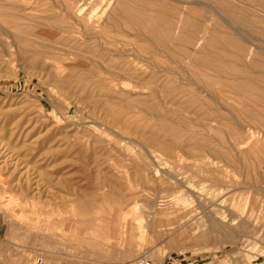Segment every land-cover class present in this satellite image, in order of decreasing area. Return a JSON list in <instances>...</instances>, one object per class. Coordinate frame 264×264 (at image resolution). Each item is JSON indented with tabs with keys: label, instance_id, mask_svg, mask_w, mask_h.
<instances>
[{
	"label": "rangeland",
	"instance_id": "1",
	"mask_svg": "<svg viewBox=\"0 0 264 264\" xmlns=\"http://www.w3.org/2000/svg\"><path fill=\"white\" fill-rule=\"evenodd\" d=\"M235 1L245 14L242 21L206 13L204 8L219 11L211 3L197 20L212 23L208 35L215 41L230 35L240 52L211 46L199 64L192 63L194 50L172 62L165 53L154 54L158 49L147 50L155 43L135 37L126 22H119L120 29L114 15L99 19L104 0H0V7L15 5L0 8V28L7 30V35L0 30V264H137L140 257L159 264H264V1ZM77 6L83 13L79 22ZM2 10L8 11L3 18ZM92 13L98 50L103 45L121 50L123 60L135 59L146 79L157 75L140 86L146 102L136 104L138 92L132 91L95 108L116 82L97 86L75 78L88 67L75 59L71 46L75 32L92 23ZM32 28L45 36H33ZM27 35L37 42H23ZM39 41H50L53 53L37 51ZM254 58L257 67L250 66ZM167 67L175 73H166ZM167 78L181 92L175 102L165 91L148 97ZM205 83L207 92L199 89ZM126 102L132 109L121 106ZM144 103H156L159 116L141 110Z\"/></svg>",
	"mask_w": 264,
	"mask_h": 264
},
{
	"label": "bare ground",
	"instance_id": "2",
	"mask_svg": "<svg viewBox=\"0 0 264 264\" xmlns=\"http://www.w3.org/2000/svg\"><path fill=\"white\" fill-rule=\"evenodd\" d=\"M2 1V0H1ZM105 1V3L103 4V6H101V10L99 11L100 13H98L97 15L99 16V19L101 18H112V15H114L115 17H116V20L114 19V18H112V19H114V25H116V26H118V28H119V25H121V24H119V22L121 23L122 21H124V22H126L127 24H129L131 27H132V29H131V27H130V30H132L131 32L132 33H134L135 34V37L136 36H138L139 37V35L140 36H142L143 37V39L146 41H152V42H154L155 43V46H156V48L155 47H151V46H149V45H147L146 46V48H148L147 50H149V51H152V52H155V49H158V51L159 52H155L154 54H156V53H158L157 55L159 56V55H161V54H167V57L169 56V58H171V61L173 62V60L172 59H174V58H176V55H178V54H182V56L183 57H186V58H189V57H191L190 56V50H194L196 53H195V55L196 56H193L192 57V63L193 62H196V63H203V58L207 55V53H206V55L204 54L203 55V52L207 49V48H212V47H216V48H221L220 49V51L223 49V48H226V49H239V52H240V49L242 48L241 46H240V44L238 45V44H236V40L235 41H233L232 39H230L229 38V36L226 34V33H224V34H226L228 37H225L224 35H222V36H220L219 38H218V41H215V40H213L211 37L209 38V35H208V32L209 33H212V28H211V26H210V24H212V23H210V22H208L207 20H205L204 22L203 21H201V23L203 22V24H201V25H199V22L200 21H198V20H203V19H201V18H199L201 15H202V12H203V8L205 7V6H207V5H209V3H211V4H215L216 6H218L220 9H219V11H217V10H214V9H212V10H210V11H208V10H206L205 8H204V11L206 12V13H208V12H210L213 16H220V14L222 13H224V14H226V15H228V16H230V19L232 18L233 20H238V21H242L243 19H245V17H244V15L243 14H241L238 10H237V4L235 5L234 3L236 2L235 0V2L233 3V2H231V0L229 1V0H173V2H172V4L171 5H166L168 2H166V0H104ZM170 1H172V0H170ZM242 1V0H241ZM257 1H259V0H257ZM262 1V0H261ZM264 1V0H263ZM243 2V1H242ZM245 2V1H244ZM248 2V1H247ZM260 2V1H259ZM63 3V2H62ZM80 4H81V2H79ZM171 3V2H170ZM169 3V4H170ZM262 2H260V3H258V4H261ZM4 5L6 4V3H3ZM76 4V3H75ZM101 4V3H100ZM244 4V3H243ZM246 4H250L249 2L248 3H246ZM252 4H253V2H252ZM252 4H251V6H252ZM256 4V3H255ZM13 5V4H12ZM12 5H10V6H12ZM79 5V4H78ZM194 5H197V6H199V8L198 7H193ZM240 5V4H239ZM257 5V4H256ZM256 5H253V6H256ZM262 5H264V4H262ZM6 6H7V4H6ZM6 6L5 7H3V5H2V7H0V8H6ZM10 6H7V7H10ZM252 6V7H253ZM258 6V5H257ZM13 7H15V5H13ZM242 7V6H241ZM247 7V6H246ZM259 7H260V5H259ZM262 7V6H261ZM264 7V6H263ZM262 7V8H263ZM72 8V7H71ZM70 8V9H71ZM76 8V7H75ZM75 8H73V9H75ZM212 8V7H211ZM248 8V7H247ZM251 8V7H250ZM256 8V7H255ZM258 8V7H257ZM10 9V8H9ZM245 9V8H244ZM249 9V8H248ZM254 9V8H253ZM1 10V9H0ZM5 10V9H4ZM4 10H2L3 12H1V17H2V14H5V13H7V12H5L4 13ZM13 9H11V11H12ZM19 10H21L22 11V9H19ZM251 10V9H250ZM257 10V9H256ZM261 10V9H260ZM11 11H9V13L11 12ZM65 11V10H64ZM68 12H69V9L67 10ZM167 11H170V13H171V16L169 17V18H167V16H166V12ZM247 11H249V10H247ZM67 12V13H68ZM72 12V11H71ZM256 12V11H255ZM263 11L261 10V13H262ZM12 13H14V12H12ZM18 13V12H17ZM22 13V12H21ZM25 13V12H24ZM23 13V14H24ZM70 13V12H69ZM97 13V12H96ZM169 13V12H168ZM244 13V12H243ZM250 13H251V11H250ZM257 13H259L258 11H257ZM20 14V13H19ZM53 14V13H52ZM71 14V13H70ZM83 15V13H82V6H77V8L75 9V15H76V20H77V22H79L80 20H81V18L79 17L80 15ZM95 13H92V15H91V19L90 20H92V23H90V24H88V25H86L85 26V31H80V30H77V32H75V34H76V36H74V40H75V42L73 43L74 45V47L73 46H71L72 44H70V39L68 38V37H65L66 35H61V37L60 38H63L62 39V42L64 43V42H67V44H68V42H69V44H70V46L72 47V48H75L74 49V51H73V49H71V47L70 46H68L67 45V47H70V49L72 50H70V52H74L73 54H74V57H75V59L76 60H78V61H84L85 62V64L87 65V67L88 68H85V69H83V70H81V71H79L78 73H76V76H75V78H77V79H83V80H89V81H91L93 84H95V85H107V84H111V85H114V83L116 82V84L114 85V87L112 88V87H110L109 88V90H107L106 91V93H103L102 95L100 94V96L103 98V100H106L105 101V103L103 104H101V106L100 107H98L97 105H95L94 107L95 108H100V109H104V107L105 106H103V105H105V104H107V102H109V100H113V101H115V98H118V100H122L123 98H126L127 96H129V94L131 95V93H132V91L133 92H138V94H136L137 96L135 97L136 98V100H135V102H136V104H137V102L140 100V99H142L140 102H143V101H145L146 102V98L145 97H142L141 95H142V93H141V88H140V86L142 85H144V83H147V82H150V80L152 81V79H155L156 78V76L157 75H154V74H151V75H149V76H147L148 78L146 79V77L143 75V74H145V73H143V71H142V69L140 68V67H138L136 64H134V61H135V59H132L131 61H127V59L126 60H123V59H125L121 54H123V52L121 51V50H119V51H117V49H114V50H111V49H109V48H107L108 46L105 44V46H107V47H104V45H103V49H100V50H98L97 49V47H96V44L95 43H97L96 41L98 40L97 38L99 37V35H98V33L97 32H95V31H93L95 28H97L98 27V25H97V23H95L93 20H94V18L96 17L95 15H94ZM248 14V13H247ZM6 15V14H5ZM25 15V14H24ZM49 15H50V13H49ZM72 15H74L73 13H72ZM74 15V16H75ZM225 15V16H226ZM256 15V14H255ZM261 15V14H260ZM10 16V15H9ZM18 16V15H17ZM111 16V17H110ZM7 17L8 16H6V19H7ZM14 17V16H13ZM20 17V16H19ZM21 17H23V15H21ZM26 17V16H25ZM27 17H28V15H27ZM27 17H26V19H27ZM32 17V16H31ZM67 17H70V16H68L67 15ZM203 17V16H202ZM3 18V17H2ZM9 18V17H8ZM15 18V17H14ZM24 18V17H23ZM50 19H52L53 18V16L52 17H49ZM48 18V19H49ZM258 18H259V15H258ZM263 18V17H262ZM5 19V20H6ZM10 19H12V18H10ZM25 19V18H24ZM25 19V20H26ZM74 19V18H73ZM198 19V20H197ZM9 20V19H8ZM30 20V19H29ZM53 20V19H52ZM83 20V19H82ZM247 21H248V19H246ZM28 21V20H27ZM74 22H75V20H73ZM72 21V22H73ZM198 21V22H197ZM246 21V22H247ZM3 22V21H2ZM15 22V21H14ZM86 22V21H85ZM104 22H106V21H102V23H104ZM251 22V21H250ZM28 23H30V22H28ZM27 23V24H28ZM64 23V22H63ZM106 23H108V22H106ZM111 23H112V21L110 22V25H111ZM263 23V22H262ZM4 24H6V21H5V23ZM8 24V23H7ZM13 24V23H12ZM17 24H19V23H17ZM48 24V22L47 23H45V25H47ZM53 24V23H52ZM69 24V23H68ZM70 24H71V22H70ZM248 24V23H247ZM8 25H10V21H9V24ZM7 25V26H8ZM14 25V24H13ZM24 25V24H23ZM23 25H20V26H18V28H20V27H22ZM78 25V24H77ZM102 25V24H101ZM101 25H99V27H101ZM104 26H105V24H103ZM110 25H109V27H110ZM241 25V24H240ZM245 25V24H244ZM6 26V25H5ZM6 26V27H7ZM37 25H35L34 27H36ZM52 26H54V25H52ZM62 26H65L64 24L62 25ZM61 25L59 26V27H61L62 29L64 28L65 29V27H62ZM67 26V25H66ZM80 26V25H79ZM82 26V25H81ZM113 26V25H112ZM238 26V25H237ZM257 26V25H256ZM1 27V26H0ZM11 27V26H10ZM17 27V26H16ZM31 27V26H30ZM29 27V28H30ZM33 27V26H32ZM49 27H51L50 25H49ZM67 27H69V26H67ZM115 27V26H114ZM128 27V28H129ZM244 27V26H243ZM248 27V26H247ZM251 27V26H250ZM13 28H15L14 26H13ZM53 28V27H52ZM56 28V27H55ZM61 28H60V31H61ZM70 28V27H69ZM68 28V29H69ZM81 28H83V26L81 27ZM111 28V27H110ZM113 28V27H112ZM122 28V25H121V27H120V29ZM128 28H126V29H128ZM217 28L218 27H216L215 29L217 30ZM234 28V27H233ZM254 28V27H253ZM10 29V28H9ZM28 29V28H27ZM27 29H23L24 31L25 30H27ZM33 30H34V28H32ZM43 29V28H42ZM64 29H63V31H64ZM91 29V30H90ZM214 29V30H215ZM0 30H1V28H0ZM6 29H2L1 30V32L3 33V34H5V35H7V30L5 31ZM21 31H19V32H21V33H24L25 34V32L22 30V28L20 29ZM41 30V29H40ZM56 30V29H55ZM54 30V31H55ZM114 30H115V28H114ZM129 30V31H130ZM15 31V30H14ZM23 31V32H22ZM27 31H30L31 32V29L30 30H27ZM26 31V32H27ZM237 31V30H236ZM19 32H18V34H19ZM33 32V31H32ZM47 32V31H46ZM58 32V31H57ZM65 32V31H64ZM118 32V31H117ZM222 32V31H221ZM37 33H39L38 35H40L41 37H39V38H42V35H44L43 33H40L39 32V30L37 31L36 30V32H35V30H34V35L33 36H35V34L37 35ZM59 33V32H58ZM62 33V32H61ZM67 33H69V32H67ZM71 33V32H70ZM69 33V34H70ZM219 33V32H218ZM30 34V33H29ZM46 34V33H45ZM52 34V33H51ZM64 34V33H63ZM66 34V33H65ZM215 34V33H214ZM217 34V33H216ZM223 34V33H222ZM13 35V34H12ZM37 35V36H38ZM213 35V34H212ZM28 36V35H27ZM27 36H25V37H27ZM30 36V35H29ZM29 36H28V39L26 40V38H24V37H22V38H24V39H21L23 42H25V43H30V42H37L35 39H31L30 38V40H33V41H30L29 40ZM45 36V35H44ZM19 37V36H18ZM57 37H59V35L57 36ZM142 37H140L141 39H142ZM225 37V38H224ZM246 37V36H245ZM53 38H55V37H53ZM44 39H46V38H44ZM48 39H51L50 37L48 38ZM87 39V40H86ZM215 39H216V37H215ZM234 39V38H233ZM13 40V39H12ZM16 40V39H15ZM39 40V39H38ZM57 40V39H56ZM55 40V41H56ZM61 40V39H60ZM69 40V41H68ZM73 40V41H74ZM90 40H92L91 42H90ZM243 40V39H242ZM18 41V40H17ZM51 41V40H50ZM49 41V42H50ZM72 41V42H73ZM112 41V40H111ZM240 41V40H239ZM13 42H15L14 40H13ZM41 42H42V44H41ZM49 42H48V44L46 43V41H45V44L43 43V41H39L38 43H40V44H36L37 46H35L36 47V50L38 51V50H40V49H38V48H40V47H42L43 49H41L42 51H44L45 53H53L51 50H50V48H51V45H49ZM60 42V41H59ZM89 42H90V44H89ZM139 42V41H138ZM57 43V42H56ZM63 43H61L62 45H63ZM91 43H93V44H91ZM104 43V42H103ZM151 43V42H150ZM237 43H239L238 41H237ZM241 43H243L242 41H241ZM249 43V42H248ZM32 44V46H33V44L34 43H31ZM60 44V43H59ZM146 44V43H145ZM244 44V43H243ZM62 45H61V47H62ZM99 45V44H98ZM20 46H22V45H20ZM212 46V47H211ZM34 47V46H33ZM35 47H34V49H35ZM52 47H54V45L52 46ZM56 47V46H55ZM66 47V46H65ZM244 47V46H243ZM246 47V46H245ZM244 47V48H245ZM87 48H89V49H87ZM142 48H144V46H142ZM243 48V49H244ZM52 49V48H51ZM59 49V48H58ZM84 49H86V50H84ZM213 49V48H212ZM226 49H224V51H226ZM52 50H54V49H52ZM217 50V49H216ZM61 51H63V49L61 50ZM68 51V50H67ZM122 53H121V52ZM207 51H208V49H207ZM210 51H211V49H210ZM223 51V50H222ZM40 52V51H39ZM59 52V51H58ZM121 54H120V53ZM151 52V53H152ZM162 52V53H161ZM189 52V53H188ZM192 52V51H191ZM213 52H214V50H213ZM216 52V51H215ZM218 52V51H217ZM229 52H230V50H229ZM236 52V51H235ZM64 53V52H63ZM142 53H145V52H142ZM222 53V52H221ZM244 53V52H243ZM252 53H254V52H252ZM41 54V53H40ZM117 54H119L120 56H118ZM126 53H124L123 55H125ZM164 54V55H165ZM217 54V53H216ZM225 54V53H224ZM227 54V53H226ZM233 54V53H232ZM249 54V53H248ZM38 55V54H37ZM42 55V54H41ZM61 55V54H60ZM141 55H143V54H141ZM146 55H149V54H147L146 53ZM146 55L144 56V57H146ZM157 55H156V57H157ZM194 55V54H193ZM209 55V54H208ZM236 55H238V54H236ZM252 55V54H251ZM44 56V55H43ZM65 56V55H64ZM63 56V57H64ZM127 56V55H126ZM210 56V55H209ZM209 56H207V57H209ZM240 56V55H239ZM243 56V55H242ZM46 57H47V55H46ZM51 57V56H50ZM53 57H54V55H53ZM52 57V58H53ZM60 57V56H59ZM73 57V56H72ZM120 57H123V58H120ZM128 57H129V52H128ZM140 57V56H139ZM148 57H150V56H148ZM155 57V58H156ZM162 57V56H161ZM161 57L159 58V59H161ZM180 57V56H179ZM246 57V56H245ZM56 58V57H55ZM163 58V57H162ZM177 58H178V56H177ZM212 59H213V57H211ZM237 59L238 58H240V57H236ZM246 58H248V55H247V57ZM47 60H48V58H46ZM67 59H69L70 60V58L68 57V58H66L65 60H67ZM130 59V58H129ZM143 59V58H142ZM185 59V58H184ZM183 59V60H184ZM210 59V58H209ZM212 59H211V61H212ZM252 59V58H251ZM255 59V58H254ZM53 60V59H52ZM73 60V59H72ZM75 60V61H76ZM162 60V59H161ZM206 60H208V59H206ZM231 61H232V59H230ZM241 61H243L242 60V58L240 59ZM248 60V59H247ZM62 61V60H61ZM61 61H60V63H61ZM75 61H73V62H75ZM146 61V60H145ZM163 61H165V63L167 64V63H169V62H166V60H163ZM170 61V60H169ZM176 61V60H175ZM210 61V60H209ZM246 61V60H245ZM68 62V60L67 61H65V63H67ZM69 62H71V60L69 61ZM159 62V61H158ZM158 62L156 63V62H151L154 66H156V67H158V66H162V64H158ZM233 62V61H232ZM259 62V61H258ZM164 63V62H163ZM195 63V64H196ZM213 63V62H212ZM238 63V62H237ZM247 63V62H246ZM252 65H250L251 67L252 66H254V67H257V65H258V63H257V61H256V59L255 60H253L252 62ZM205 64V63H204ZM209 63H207V64H205V65H208ZM211 64V63H210ZM248 64V63H247ZM250 64V63H249ZM70 65V64H69ZM79 65V64H78ZM215 65V64H214ZM226 65V64H225ZM224 65V66H225ZM168 66V65H167ZM228 66V65H227ZM259 66V65H258ZM85 67V66H84ZM164 67H166V66H164ZM169 67H170V65H169ZM203 67V66H202ZM212 67H213V64H212ZM216 67V66H215ZM238 67V66H237ZM253 67V68H254ZM159 68V67H158ZM163 68V67H162ZM210 68V67H209ZM216 68H219V67H216ZM216 68H214L215 70H217ZM253 68H251V69H253ZM227 69V68H226ZM241 69V68H240ZM255 69V68H254ZM160 70H162V69H160ZM173 70H175V69H173ZM173 70H172V67L171 68H169L168 69V67L166 68V70H164V71H166V73H169V74H174L175 72H173ZM182 70V69H181ZM220 70H223L224 71V69H220ZM228 70V69H227ZM237 70V69H236ZM239 70V69H238ZM246 70H247V68H246ZM73 71H75V70H73ZM146 71V70H145ZM158 72H159V70H157ZM176 71V70H175ZM222 71V72H223ZM233 71V70H232ZM248 71V70H247ZM255 71V70H254ZM259 71V70H258ZM157 72V73H158ZM227 72V71H226ZM234 72H236V71H234ZM234 72H233V74H234ZM263 72V71H262ZM71 73V72H70ZM70 73H69V76H70ZM243 73V72H242ZM245 73V72H244ZM243 73V74H244ZM72 74H74L73 72H72ZM218 74H220V73H218ZM239 74H241V73H239ZM238 74V75H239ZM255 74V73H254ZM253 74V75H254ZM259 74H261V73H259ZM263 74V73H262ZM75 75V74H74ZM226 75V74H225ZM229 75V74H228ZM242 75V74H241ZM248 75V74H247ZM246 75V76H247ZM73 76V75H72ZM224 76V75H223ZM235 76V75H234ZM237 76V75H236ZM235 76V77H236ZM250 76V75H249ZM261 76V78H262V75H260ZM258 77V76H257ZM257 77H255L254 76V81L255 80H257ZM263 77H264V75H263ZM189 78V77H188ZM195 78V77H194ZM199 78H200V76H199ZM232 78V77H231ZM237 78V77H236ZM201 79V78H200ZM206 79V78H205ZM243 79V78H242ZM248 79V78H247ZM251 79V78H250ZM264 79V78H263ZM171 80V79H170ZM169 80V81H170ZM213 80V79H212ZM236 80V79H235ZM232 81V80H231ZM239 81V80H238ZM242 81V80H241ZM253 81V82H254ZM261 81V80H260ZM264 81V80H263ZM154 82V81H153ZM188 82V81H187ZM206 82V81H205ZM258 82V81H257ZM162 83H164V82H162ZM161 83V84H162ZM171 83V82H170ZM192 84H194L193 82H191ZM198 83V82H197ZM213 83V82H212ZM234 83V82H233ZM264 83V82H263ZM81 84H82V82H81ZM173 84V83H172ZM172 84H169V82H168V78H167V82H165L164 83V85L162 86V88L159 90L158 89V87H156V86H153L148 92H147V94H148V97H150V96H152V97H157L158 96V93L159 92H162V91H165V94H167V96H168V98H167V100L168 101H172V100H174V102H175V98L177 99V94H179V93H181V92H178L177 93V91H178V88L177 87H175L174 85H172ZM200 84H202V83H200ZM238 83H236L235 84V86L237 85ZM245 84V83H244ZM255 84V83H254ZM253 84V85H254ZM257 84V83H256ZM259 84V83H258ZM257 84V85H258ZM154 85V84H153ZM156 85V84H155ZM199 85V84H198ZM247 85V84H246ZM246 85H244V86H246ZM132 86V87H131ZM209 86H210V84H208V83H205V84H203L202 85V87L200 86L199 87V89L200 90H202V91H206L207 92V90H208V88H209ZM241 86V88H243L242 86L243 85H240ZM256 86V85H255ZM259 86H261L262 87V85H259ZM84 87V86H83ZM178 87H180V86H178ZM185 87V86H184ZM198 87V86H197ZM196 87V88H197ZM234 87V86H233ZM237 87H238V85H237ZM248 87V86H247ZM100 88V87H99ZM138 88V90H136ZM235 88V87H234ZM249 88V87H248ZM247 88V89H248ZM256 88V87H255ZM257 88H258V86H257ZM255 89V93H257L258 91L257 90H259V89ZM263 88V87H262ZM105 89V88H104ZM140 89V90H139ZM187 89V88H186ZM233 89V88H232ZM244 89L246 90V92L247 91H249L250 89H246L245 87H244ZM189 90V89H188ZM187 90V91H188ZM198 90V89H197ZM82 91V90H81ZM89 91V90H88ZM180 91V90H179ZM209 91V90H208ZM241 91V90H240ZM252 91V90H251ZM263 91H264V89H263ZM183 92V91H182ZM237 92V91H236ZM242 92H244V91H242ZM241 92V93H242ZM253 92V91H252ZM261 92H262V90H261ZM99 93V92H98ZM139 93H141V95L139 94ZM249 93H251L250 91H249ZM255 93H251V95H254ZM236 94H238V93H236ZM258 94V93H257ZM263 94V93H262ZM88 95V94H87ZM135 95V94H134ZM186 95V94H185ZM98 96V95H97ZM146 96V95H145ZM182 96V95H181ZM196 96V95H195ZM210 96V95H209ZM259 96V95H258ZM91 97V96H90ZM147 97V96H146ZM147 97V98H148ZM183 97V96H182ZM182 97H179V98H182ZM130 98H131V96H130ZM166 98V97H165ZM197 98V97H196ZM264 98V97H263ZM91 99H92V97H91ZM186 99V98H185ZM191 98H189V100H190ZM117 100V99H116ZM180 100V99H179ZM198 100V99H197ZM167 101V102H168ZM170 101V102H171ZM181 101V100H180ZM182 101H184V100H182ZM185 101H187V99L185 100ZM184 101V102H185ZM195 101V100H194ZM199 101H200V98H199ZM116 102V101H115ZM151 102V101H150ZM173 102V101H172ZM173 102V103H174ZM201 102V101H200ZM118 103V102H117ZM122 103V102H121ZM139 103V102H138ZM163 103L165 104V99L163 100ZM185 103H187V102H185ZM184 103V104H185ZM191 103V102H190ZM198 103V102H197ZM206 103V102H205ZM210 103V102H209ZM255 103H257L258 104V101L257 102H255ZM97 104V103H96ZM134 104V103H133ZM168 104V103H167ZM187 104H189V102L187 103ZM199 104V103H198ZM201 105H204L203 104V102H201L200 103ZM242 104V103H241ZM121 105V104H120ZM190 106H189V108L191 107V104H189ZM254 105V104H253ZM123 108L124 107H127V109H132V108H129L131 105L128 103V102H126L125 104H122L121 105ZM134 106V105H133ZM140 106H141V110H144V111H146V112H148V113H150V114H152L153 116H159V114H158V112L160 111L159 109H158V107L156 106V103H152V104H148V105H145V103H144V105L142 106L141 104H140ZM194 106H195V104H194ZM205 106H207V105H205ZM220 106V105H219ZM256 106V105H255ZM157 107V108H156ZM222 107V106H221ZM176 109V108H175ZM187 109V108H186ZM207 109H211L210 107L208 108V106H207ZM212 109H214V107L212 108ZM122 110V109H121ZM157 110H159V111H157ZM169 110V109H168ZM190 110H191V108H190ZM193 110H195L196 111V106H195V108L193 109ZM204 110V109H203ZM202 110V111H203ZM109 111H110V109H109ZM111 111H112V108H111ZM177 111H179V108H178V110ZM176 110H173V109H170V112H177ZM189 111V110H188ZM192 111V110H191ZM113 112V111H112ZM112 112H111V114H112ZM161 112V111H160ZM260 112V111H259ZM178 113V112H177ZM196 113V112H195ZM205 113V112H204ZM258 113V112H257ZM201 114V113H200ZM218 114H219V112H218ZM259 114V113H258ZM115 115H117V113L115 112ZM162 115V114H161ZM163 116V115H162ZM204 116H205V114H204ZM212 116V115H211ZM220 116V115H219ZM254 116V115H253ZM222 117H223V115H222ZM235 118V117H234ZM166 121V120H165ZM195 121H196V119H195ZM122 122V121H121ZM138 123V122H137ZM209 123V122H208ZM114 124V123H113ZM116 124H118V123H116ZM136 124V123H135ZM170 125V124H169ZM199 125V124H198ZM206 125H207V123H206ZM255 127V126H254ZM137 128V127H136ZM174 128V127H173ZM122 129H123V127H122ZM133 131V130H132ZM170 131V130H169ZM140 133V132H139ZM138 133V134H139ZM181 134V133H180ZM176 135V134H175ZM178 135V134H177ZM192 136V135H191ZM175 137H177V136H175ZM193 137V136H192ZM247 137H250V133H248L247 134ZM155 138V137H154ZM180 139V138H179ZM193 139H195V138H193ZM248 139V138H247ZM135 141V140H134ZM145 141V140H144ZM190 141V140H189ZM156 142V141H155ZM153 143H154V141H153ZM152 143V144H153ZM158 143H159V141H158ZM179 143V142H178ZM193 143H197V141L196 142H193ZM138 145L140 144V142H138L137 143ZM149 144L150 143H148V146H149ZM155 144V143H154ZM175 145V144H174ZM179 145V144H178ZM194 145V144H193ZM196 145V144H195ZM200 145V144H199ZM142 146V145H141ZM153 146V145H152ZM155 147H156V145H154ZM157 146H159V145H157ZM180 146V145H179ZM192 146V145H191ZM197 146V145H196ZM201 146V145H200ZM207 146V145H206ZM205 146V147H206ZM154 147V148H155ZM202 147V146H201ZM146 148V147H145ZM159 148H161V147H159ZM199 148V147H198ZM211 148V147H210ZM209 148V149H210ZM162 149V148H161ZM211 149H213V147L211 148ZM214 150H215V148H214ZM214 150H212V152H215ZM217 151V150H216ZM147 153H148V151H147ZM136 154H138V153H136ZM139 155V154H138ZM149 155V154H148ZM216 156V155H215ZM258 158V157H257ZM153 161H155V159L153 158L152 159ZM151 163V162H150ZM149 164V163H148ZM183 168V167H182ZM163 171V170H162ZM184 173V172H183ZM168 174H170V173H168ZM154 177V176H153ZM171 177V176H170ZM150 180V179H149ZM165 182V181H164ZM182 185V184H181ZM166 186V185H165ZM183 186V185H182ZM218 220V219H217ZM219 221V220H218ZM213 223V225H220V224H217L216 223V221H214V219H213V221H212ZM221 222V221H220ZM243 222V221H242ZM211 225V224H210ZM212 227V226H211ZM203 238V237H202Z\"/></svg>",
	"mask_w": 264,
	"mask_h": 264
},
{
	"label": "built area",
	"instance_id": "3",
	"mask_svg": "<svg viewBox=\"0 0 264 264\" xmlns=\"http://www.w3.org/2000/svg\"><path fill=\"white\" fill-rule=\"evenodd\" d=\"M137 264H159V263L147 257H140L137 259Z\"/></svg>",
	"mask_w": 264,
	"mask_h": 264
}]
</instances>
